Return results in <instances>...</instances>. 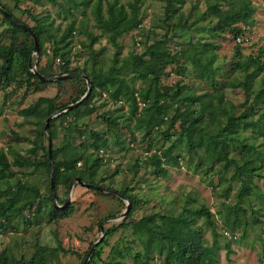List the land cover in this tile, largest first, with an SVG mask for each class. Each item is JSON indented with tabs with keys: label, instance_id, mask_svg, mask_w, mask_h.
I'll use <instances>...</instances> for the list:
<instances>
[{
	"label": "trees",
	"instance_id": "obj_1",
	"mask_svg": "<svg viewBox=\"0 0 264 264\" xmlns=\"http://www.w3.org/2000/svg\"><path fill=\"white\" fill-rule=\"evenodd\" d=\"M19 1L15 0V6L18 8ZM28 1L39 5L44 4V0ZM49 1L53 5H60L63 13L65 15L69 13L71 18L73 17L72 9L80 8L83 15L85 8L91 6L94 27L107 37L114 52L109 64L100 65L94 56L96 52L92 50L99 35L88 33L87 43L81 42L91 49L86 65L71 67L70 52L73 32L80 26L86 28L85 24L82 22L77 25L76 20L72 18L60 30L59 27H52L53 21L47 22L48 17L40 20L30 10L25 9L35 21L34 25L29 27L38 40L39 58L46 54L42 37L48 33L53 39L51 58L61 61L58 72H53L50 63L43 67H39L37 63L39 73L53 76L82 71L90 79L92 89L88 97L77 107L52 118L49 137L44 131V121L53 112L80 99L86 91L85 79L80 77L69 79L84 82V87L78 88L80 90L75 93V97L70 102L57 103V96H39L34 103L19 110L23 117H35L39 128L36 130V139L27 154L20 155L10 149L7 152L11 153L13 158L9 160L7 153L4 150L0 151V229L12 225V223L14 225L18 218L29 224L36 215L35 213L38 214L43 210L46 212L48 220L64 218L72 213V204L63 209L54 207L50 184L47 186L48 195L46 197L39 186L28 182L26 178L42 169L46 172L49 182L48 155L50 149L54 163L56 191L60 185L68 190L73 177L93 183L96 167L111 160V148L107 133L114 134L116 143L123 146L122 134L118 132L120 125L125 127L132 137L129 139L130 146L127 145V148L135 150L139 155L128 167V171L131 170L137 174L140 167L151 165L154 174L164 177L167 175L165 164L172 163L174 166H179V161L183 158L184 153L190 158L188 164H193L195 170L204 169L206 173L213 171L215 161L222 163L224 168L233 166L240 181V189L235 194L233 204L223 203L221 209H217L215 213L203 206L192 208L190 201L185 199L183 206L176 213L152 212L136 220H130V215L139 205V198L132 193V189L125 187L120 193L130 200L132 208L121 222L115 223L105 230V239L114 234L118 228L130 227L133 240H137L141 247L134 254V260L137 262L145 260L146 263L147 259L151 260L157 257L160 264H219L220 243L216 218H221V226L224 228L225 234L230 233L231 238L237 239L239 235L235 232L239 231L240 236L245 238L248 229L252 226L249 215H254L255 220H257V216L255 217L253 209L248 215L244 202L247 201V204L252 206L251 195L256 187L254 180L255 178H264L262 173L264 170V149H259L264 147V142L254 145L248 136L242 133V131L252 129L264 137V84L258 89L253 88L254 79L264 71V49L260 47L257 53L244 54L242 48L250 40L248 37L255 23L256 5L252 0H202L203 9L197 14L195 21L202 20L205 23L191 28L194 24H189L186 20L181 23L172 19L178 16V19L181 20L182 13H179V10L185 0H164L166 1L165 26L169 28L172 24L174 32L169 36L166 31L151 41H149V37L147 40L135 41V44L142 46V50L140 52L130 51L126 56L121 57V45L118 39L124 33L140 29L142 26L141 0L126 2L120 0ZM59 1L67 3L68 7L62 3L58 4ZM196 4H193V8H196ZM0 5L14 18L24 23L4 3H0ZM2 19L9 23L12 32L23 33L29 43L22 42L21 45H18L13 37V41L10 43L0 44V85L18 80L25 85L26 89L40 90V87L47 82L41 81L30 70L29 63L33 62V57H31L33 56V39L28 32L15 25L4 15ZM152 30L153 27L149 31ZM176 30H180L181 36H183V32H188L190 35V31L199 34L195 44L199 47L200 52L190 50L189 45L192 42L189 39L187 40L189 45L183 50L180 48L171 50L168 43L172 39L171 36L176 37ZM225 33L233 38L234 45L232 60L228 64L231 75L222 79L227 69H225L224 63L219 61L218 45L210 40V36L222 38ZM207 36L209 37L207 38ZM238 37L242 39L239 42L237 41ZM89 61L91 63L87 65ZM187 67H190L189 72L196 79L208 85L207 91L196 93L188 84L179 80L169 84L162 82L164 76L184 73ZM126 70H129L128 74H125ZM236 80L238 82H235ZM61 81L55 82L60 84ZM137 81H139L138 84H136ZM226 86L240 87L246 99L252 97L251 103L246 108L237 111V106L224 99L223 90ZM96 97H100L104 101H111L113 104H120V108L115 109L111 114L105 112L97 114V107L92 104ZM258 104L262 106L256 111L258 113L256 119H253L252 112ZM125 105H127V113L123 111ZM81 108L84 109L81 111ZM79 111L81 116L95 114L108 127L107 131H99L89 126L87 122L80 125H68L66 128L71 140L76 137H82V140L77 144L65 140L55 146L52 142L55 137L54 122L58 119L63 121L72 113ZM132 120H134L133 123ZM137 132L142 133L143 140L150 139L148 144L142 148L134 144L136 138L134 134ZM155 138H162L164 142L168 143V146L164 148L152 145L151 142ZM45 139L47 144H44ZM178 148L181 149V152L173 154L174 150H178ZM231 150L237 151L239 156L230 155ZM12 167L15 170L12 171ZM30 168L33 169L31 172L27 170ZM114 172L116 174L123 173L120 168H116ZM17 174L21 177H17ZM14 176L16 179L12 183L11 178ZM104 178L102 177L101 180ZM100 183L96 184L100 185ZM88 189L105 194L94 188ZM108 196L121 201L116 196L110 194ZM56 197L58 203L64 202L63 198L58 197L57 192ZM200 218L203 219L202 223L198 222ZM15 227L16 225L12 226V228ZM207 228L210 230V239L205 235ZM59 246H61L60 243ZM224 246L226 247V256H229L232 250L229 244L226 243ZM98 247L88 264L96 256H99ZM60 248L64 250L63 247ZM117 248L112 246V249L122 256L124 252ZM127 249L129 248L127 247ZM48 250L47 246H38L31 259L26 262L47 264ZM114 262L117 263L116 260ZM9 263L23 264L24 260L15 259L4 248L0 252V264Z\"/></svg>",
	"mask_w": 264,
	"mask_h": 264
},
{
	"label": "rangeland",
	"instance_id": "obj_2",
	"mask_svg": "<svg viewBox=\"0 0 264 264\" xmlns=\"http://www.w3.org/2000/svg\"><path fill=\"white\" fill-rule=\"evenodd\" d=\"M120 1L126 2L128 0ZM252 1L256 5L254 14L255 23L249 33V42L242 47L244 54L257 53L260 47L264 49V0H261L260 3L258 0ZM0 3H4L17 18L23 20L28 26L34 25L35 21L28 15L26 10H30L40 20L48 17L47 22L53 21L52 27H59L60 30L72 18L76 20L77 25L83 22L86 28L80 26L73 32L70 52L71 67H83L86 65V60L90 55L91 49L81 42L87 43L88 33L99 35L98 41L92 46V50L96 52L94 56L98 59L99 64L104 66L110 63L114 48L107 41V37L101 34L98 28L94 27L91 6L85 8V14L83 15L81 14L80 8L72 9L73 17L71 18L69 13L66 15L63 13L60 5H53L49 0H44L43 5L34 4L28 0H20L18 4L19 8L15 6V0H0ZM60 3L68 7L67 3L59 1L58 4ZM194 3H197L196 8H193ZM165 4L166 1L164 0H141L140 12L143 16L142 26L140 29L124 33L118 39L121 45V57L126 56L130 51L140 52L142 50V46L135 44V41L140 39L147 40L148 37L149 41H151L154 37H159L166 31L169 36L174 32L172 24L169 28L165 26ZM202 9V0H185L179 10V13H182L181 20L178 19V16L172 19L175 22L181 23L186 20L189 24H194L191 28H194V26L198 27L205 23L202 20L195 21L197 14ZM2 17L3 15L0 13V44L10 43L13 41V37H15L18 45H21L22 42L29 43V40L23 33L12 32L9 23L4 21ZM152 27L153 30L149 31ZM176 31V37L171 36L172 39L168 43L171 50H175L176 48L183 50L189 45L187 44V40L189 39L192 42L189 45L190 50L192 52H200L199 47L195 44L196 37L199 34L190 31V35L188 32H183V36H181L180 30ZM192 34L193 37H191ZM223 35L224 37L222 38L220 36H209L211 37L210 40L218 45L217 52L219 61L224 63L225 69H227L222 79H226L231 75V72L228 70V64L232 60L234 40L227 33ZM52 40L50 34L46 33L43 35L42 42L46 49V54L41 58L38 55L37 63L39 67L50 63L53 72H58L60 71L61 61L59 59L52 60L51 58ZM31 57H33V62L31 61V65H33L35 56L33 55ZM90 63L89 61L87 65ZM188 65L190 66L189 63ZM189 70L190 67H187L184 73L180 72L181 74L178 75L164 76L162 82L169 84L179 80L180 82L182 81L188 84L196 93L207 91L209 89L208 85L196 79ZM128 73L129 70H126L125 74ZM238 80L235 82H238ZM138 83L139 81L136 82V84ZM263 84L264 71L254 79L253 88L258 89ZM83 87V81L69 79L61 81L60 84L55 81L47 82L38 91L26 89L25 85L18 82V80L12 81L9 84H1L0 151L4 150L7 153V159L11 160L13 155L8 153V150L13 149L14 152H18L20 155L27 154L36 139V130L39 128L36 124V118L23 117L19 113L20 109L34 103L39 96H57V103L70 102L75 97V93H78V90ZM223 93L225 101H229L237 106V111L246 108L252 100V97L246 99L240 87L226 86ZM92 104L97 107V114L101 112L111 114L112 111L120 108V104L117 105L111 101H104L100 97H96ZM261 106V104L255 106V110L252 112L253 119H256L258 116L256 111ZM83 109L81 108L80 110L82 111ZM123 111L127 113V105L124 106ZM50 122L49 131L51 130ZM85 122L99 131H107L108 127L95 114L81 116L80 111L74 112L63 121L58 119L54 122L55 137L52 139L53 144L58 146L65 140H70L73 144L80 142L82 137H76L74 140H71L66 127L68 125L73 126L74 124L80 125ZM131 122L133 123L134 120ZM118 132L122 134L121 141L123 142V146H119L116 143L114 134L107 133L111 148V160H107L104 164L96 167L95 180L92 184L101 182L100 185L110 187L118 192H121L125 187L132 189V193L136 194L139 198V205L130 215V220H136L152 212L176 213L183 206L185 199L190 201L192 208L203 206L213 213L217 209H221L223 203L233 204L235 202V194L240 189V181L233 166L224 168L222 163H216L217 161H215L212 172L206 173L204 169L195 170L193 164H188L190 160L189 156L182 152L183 158L179 161V166H174L172 163L165 164L167 175L164 177L154 174L151 165L140 167L137 174H135L134 171L127 170L133 164L134 159L139 156L135 150L127 148V145L130 146L129 139L132 137H130L129 131L120 125ZM75 133L78 135L77 131ZM242 133L248 136L254 145H259L264 142V137L255 133L252 129H247L242 131ZM141 135V132L134 134L136 137L134 144L139 148L146 146L150 140H143ZM44 144H47L46 139L44 140ZM151 144L164 148L168 146V143L164 142L162 138H155ZM259 149L263 150L264 147L262 146ZM180 152L181 149L178 148V150H174L173 154ZM230 155L239 156L237 151L232 150L230 151ZM116 168H120L123 173L116 174L114 172ZM13 169L12 167L11 170L13 171ZM27 170L31 172L33 169L30 168ZM262 173L264 174V170ZM16 176L21 177L19 174ZM16 176L11 178L12 183L15 181ZM102 177L105 178L101 180ZM26 180L39 186L43 195L47 197V186L49 182L44 170H37L28 176ZM254 181L256 187L253 189V194L251 195L252 206L247 204V201L244 202V205L248 210V215L252 209L255 210L257 220L253 218L254 215H249L252 226L248 229V234L245 238L240 236L239 231L235 232L239 235L237 239L231 238L230 233L225 234L224 228L221 226V218H216L218 241L220 243L218 251L219 264H259L264 255V178H255ZM68 191L69 188L67 190L60 185L57 187L56 192L59 198L65 200ZM105 194L96 193L93 190L75 183L71 192L70 204L73 207L72 213L64 218L48 220L46 212L43 210L38 214L35 213L36 215L29 224L18 218L14 223L16 225L15 228H12L14 226L12 223V225H7L0 229V252L5 248L15 259H22L26 262L31 259L36 248L42 245L47 246L49 249L46 254L47 264H80L91 244L101 236L100 223L104 219L110 218L103 222V228L106 230L113 224L122 221L111 219V217H117L125 209L126 202L108 196L109 194ZM46 203L48 202L46 201ZM131 208L132 204L130 206ZM202 221V218L198 220L199 223H202ZM205 235L210 239L211 235L208 228L205 231ZM104 239L105 237L97 245L99 246V256H96L90 264H160V260L157 257L151 260L147 259L146 263L144 262L145 260L143 262L134 260V254L141 247L137 240H133L130 227L118 228L114 234L106 237L105 241ZM59 243L61 246H59ZM226 243L229 244L232 250L229 256H226V247L224 246ZM112 246L118 247L117 250L123 251L124 254L122 256L119 255L115 249H112ZM60 247H63L64 250ZM93 256L94 253L91 258ZM115 260L117 263L114 262Z\"/></svg>",
	"mask_w": 264,
	"mask_h": 264
},
{
	"label": "water",
	"instance_id": "obj_3",
	"mask_svg": "<svg viewBox=\"0 0 264 264\" xmlns=\"http://www.w3.org/2000/svg\"><path fill=\"white\" fill-rule=\"evenodd\" d=\"M0 12L7 19H9L11 22H13L15 25H18L23 30L28 32V34L33 39L34 45H33V53L32 54L35 56V61H34L33 65H31L30 63H29V65H30V70L35 75H37L38 78L41 81L53 82V81H61V80H66V79H71V78H76V77L83 78L86 81V91L80 97V99H78L74 103H70L67 106H65V107L53 112L51 115H49L47 117V119L45 121V124H44V131H45L46 135L49 137V122H50V120L53 117H55V116H57V115H59V114H61L63 112L72 110L73 108H75L79 104H81L88 97V95L90 94L91 89H92V83H91L90 79L82 71L63 73V74H58V75H53V76H47V75H43V74L39 73V71L37 69V57H38V54H39V45H38V40H37L34 32L32 31V29L29 26H27L26 24L20 22L16 18H14L1 5H0ZM48 159H49V168H50V172H49V174H50V177H49L50 192H51L52 203H53L55 208L63 209V208L67 207L70 204V202H71V192H72V189L75 186V183H77L78 185H81V186H83L85 188H94V189L99 190L101 192L108 193L110 195L116 196V197L120 198L121 200L125 201L126 202L125 209L117 217H113L111 219L122 220V219H124L126 217V215L128 214V212L130 210V206H131V202L126 196H124L122 193H120V192H118V191H116V190H114L112 188H109V187H106V186H103V185H97V184H92V183L85 182V181L81 180V178H79V177H73L70 180L69 187H68L69 188L68 194H67L64 202L61 205L58 204L57 197H56L55 184H54V163H53V158H52V154H51V150L50 149H49ZM109 219H104L100 223L101 236L91 244V246H90L89 250L87 251V253H86V255H85V257H84V259H83L81 264H88L89 263V260H90L91 256L93 255L98 243L101 242V240L103 239V237L105 235V229L103 228V222L107 221ZM9 264H17V263H9ZM23 264H31V263L24 262Z\"/></svg>",
	"mask_w": 264,
	"mask_h": 264
},
{
	"label": "built area",
	"instance_id": "obj_4",
	"mask_svg": "<svg viewBox=\"0 0 264 264\" xmlns=\"http://www.w3.org/2000/svg\"><path fill=\"white\" fill-rule=\"evenodd\" d=\"M259 1V3H260V1L261 0H258ZM240 40H242V39H240L239 37L237 38V41L239 42ZM259 264H264V258H262L261 260H260V263Z\"/></svg>",
	"mask_w": 264,
	"mask_h": 264
}]
</instances>
